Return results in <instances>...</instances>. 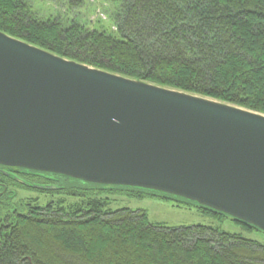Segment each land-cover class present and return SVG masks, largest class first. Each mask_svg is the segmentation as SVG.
Returning a JSON list of instances; mask_svg holds the SVG:
<instances>
[{"label":"trees","instance_id":"1","mask_svg":"<svg viewBox=\"0 0 264 264\" xmlns=\"http://www.w3.org/2000/svg\"><path fill=\"white\" fill-rule=\"evenodd\" d=\"M31 1L0 0V30L69 60L264 114V0H110L112 32L99 23L41 17ZM63 1L68 9L83 4ZM90 184L101 188L40 190L85 197L78 203L49 201L11 216L0 209V264H264V245L252 239L105 208L95 195L112 186ZM6 193L0 191V205Z\"/></svg>","mask_w":264,"mask_h":264},{"label":"water","instance_id":"2","mask_svg":"<svg viewBox=\"0 0 264 264\" xmlns=\"http://www.w3.org/2000/svg\"><path fill=\"white\" fill-rule=\"evenodd\" d=\"M0 165L184 198L264 232V114L1 30Z\"/></svg>","mask_w":264,"mask_h":264},{"label":"rangeland","instance_id":"3","mask_svg":"<svg viewBox=\"0 0 264 264\" xmlns=\"http://www.w3.org/2000/svg\"><path fill=\"white\" fill-rule=\"evenodd\" d=\"M39 16L49 17L57 15L61 19L67 17L77 19L80 22H89L90 26L97 23L105 26L106 30L111 31V21L109 20L108 10L112 6L110 0H83V4L79 7L68 9L65 1L54 0H32ZM55 183L51 184L57 188L71 185L89 189L92 192L97 191L101 186L92 185L90 183L79 181L73 178H63L53 175ZM18 183V180H16ZM44 182L39 179L34 182ZM16 184V183H15ZM9 184V190L1 199L0 209L3 214L14 215L17 213L27 212L29 207L35 205L44 206L49 201L58 202L63 200V204L79 202L85 197L66 195L64 193H48L41 192L38 189L20 187L17 184ZM103 189V188H102ZM129 191H142L147 193L143 197L129 196ZM103 198L108 205L105 208L111 210L128 208L133 211L141 210L145 212L149 222L161 224L167 227L179 226H196L206 225L219 229L220 231L241 234L243 237L252 239L264 245V232L256 229H245L242 224L236 222L230 216H215L209 212L200 209L197 203L167 194L147 192L136 188L130 189L123 186H112L110 189L104 188L101 194L95 195ZM91 197V196H90Z\"/></svg>","mask_w":264,"mask_h":264},{"label":"flooded vegetation","instance_id":"4","mask_svg":"<svg viewBox=\"0 0 264 264\" xmlns=\"http://www.w3.org/2000/svg\"><path fill=\"white\" fill-rule=\"evenodd\" d=\"M21 174L24 175V177H26V179H23V180H25L26 182L30 184H38V185H45V186L53 184V183H44L43 181L34 182V180H37V179H43L45 181L46 178H51V179L54 178L49 175L44 176V174L37 172V171H30V170L21 169V168H9V167H4L0 165V191L1 190L8 191L10 187L9 184H14V182L16 181V179L13 176H17L18 178L22 179L20 177ZM28 174H30V176H28ZM35 174L37 178L35 177L36 179H32L31 177ZM21 185H23V187H26V188H33L28 185H24V184H21ZM33 189H36V188H33Z\"/></svg>","mask_w":264,"mask_h":264}]
</instances>
